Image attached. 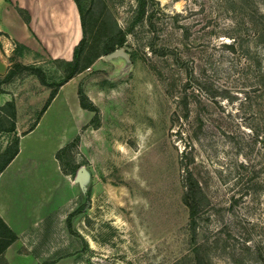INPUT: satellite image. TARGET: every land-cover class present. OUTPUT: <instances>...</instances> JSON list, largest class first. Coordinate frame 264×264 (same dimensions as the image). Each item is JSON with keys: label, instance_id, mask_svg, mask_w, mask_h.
<instances>
[{"label": "rangeland", "instance_id": "rangeland-1", "mask_svg": "<svg viewBox=\"0 0 264 264\" xmlns=\"http://www.w3.org/2000/svg\"><path fill=\"white\" fill-rule=\"evenodd\" d=\"M74 1L69 61L0 34V258L264 264V0Z\"/></svg>", "mask_w": 264, "mask_h": 264}, {"label": "crops", "instance_id": "crops-1", "mask_svg": "<svg viewBox=\"0 0 264 264\" xmlns=\"http://www.w3.org/2000/svg\"><path fill=\"white\" fill-rule=\"evenodd\" d=\"M16 7L28 14L27 24L17 14ZM0 34L24 47L19 57L21 62L36 64L42 55L69 61L82 36L79 11L74 0H0ZM0 53V74H3L9 69L10 61H5L6 49ZM66 85L61 88L65 89ZM21 150L19 141L17 153Z\"/></svg>", "mask_w": 264, "mask_h": 264}, {"label": "trees", "instance_id": "trees-1", "mask_svg": "<svg viewBox=\"0 0 264 264\" xmlns=\"http://www.w3.org/2000/svg\"><path fill=\"white\" fill-rule=\"evenodd\" d=\"M17 14L21 17V19L27 24L29 21V16L26 13L25 10L16 7L15 8ZM124 41L123 35H120V37L116 41V46H121ZM76 47V46H75ZM115 46H107L105 47L102 54L106 55L107 53L114 50ZM21 48L24 50V47L21 46ZM73 75H69L67 78H71ZM87 98V97H86ZM50 100V99H49ZM86 109L85 107H83ZM0 110L2 108L0 107ZM14 127L13 124L11 125L10 129H6L5 131H13ZM0 131H4L0 129ZM10 146H7L3 151L0 152V158L7 156L1 163H0V171L13 159V157L17 154V144L16 148L9 153ZM15 240V234L12 232V230L8 227V225L0 218V244H2V247L6 249L13 241ZM0 261L3 262L2 264H6V262L0 258Z\"/></svg>", "mask_w": 264, "mask_h": 264}, {"label": "water", "instance_id": "water-1", "mask_svg": "<svg viewBox=\"0 0 264 264\" xmlns=\"http://www.w3.org/2000/svg\"><path fill=\"white\" fill-rule=\"evenodd\" d=\"M104 58L110 61L121 60L124 64L129 63V55L123 47L115 48L111 52L107 53Z\"/></svg>", "mask_w": 264, "mask_h": 264}]
</instances>
